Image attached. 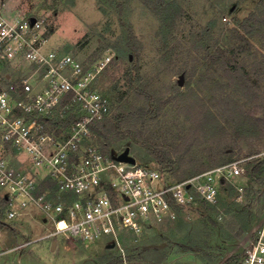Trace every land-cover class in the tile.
<instances>
[{"label": "rangeland", "instance_id": "obj_1", "mask_svg": "<svg viewBox=\"0 0 264 264\" xmlns=\"http://www.w3.org/2000/svg\"><path fill=\"white\" fill-rule=\"evenodd\" d=\"M8 2L9 10L43 18L46 48L70 53L87 65L111 55L95 85L110 97L114 113L130 106L133 111L132 117L118 118L128 138L116 150L129 148L137 162L161 167L166 176L169 168L164 170L155 151L168 152L174 181L201 165L207 170L239 162L243 171L220 186L215 210L198 203L179 211L176 219L146 224L140 236L120 239L122 249L109 247V236L86 243L64 235L37 240L52 226L34 209L0 228V264H107L120 254L135 264H153L154 254L142 259L139 252L162 241L168 255L158 264L241 263L264 217V172L256 179L246 169L252 159L264 158V135L258 137L257 126L231 112L250 108L251 99L226 74L219 51L231 55L237 49V60L254 80L259 78L264 94V24L253 34L244 33L241 25L250 13L261 15L260 0H176L183 11L170 27L156 9L158 0ZM239 34L251 42L245 52L239 50L244 45ZM260 67L258 74L255 68ZM141 89L153 95L151 115L140 108L147 103L138 96ZM255 111L264 118V104ZM219 122L227 126L224 136L215 133ZM29 240L24 248L13 249Z\"/></svg>", "mask_w": 264, "mask_h": 264}, {"label": "built area", "instance_id": "obj_2", "mask_svg": "<svg viewBox=\"0 0 264 264\" xmlns=\"http://www.w3.org/2000/svg\"><path fill=\"white\" fill-rule=\"evenodd\" d=\"M47 42L43 18L9 10L8 0H0V199L7 201L6 221L35 209L52 226L37 240L64 235L86 243L109 236L108 243L122 249V234L138 237L146 224L176 219L179 208L215 205L222 182L242 173L239 162H228L174 181L158 167L105 152L95 127L111 114L112 101L95 82L111 55L87 65L46 48ZM240 264H264V217Z\"/></svg>", "mask_w": 264, "mask_h": 264}, {"label": "trees", "instance_id": "obj_3", "mask_svg": "<svg viewBox=\"0 0 264 264\" xmlns=\"http://www.w3.org/2000/svg\"><path fill=\"white\" fill-rule=\"evenodd\" d=\"M260 3L262 6L261 7L262 10L260 11L261 15H259L257 12H252L250 13V15H248V17L241 24L242 30L246 34H253L254 31L262 27L264 24V0H260ZM156 9L161 15L164 24L168 25V27L175 26L177 18L180 16L181 12L183 11L182 6L178 4L176 0H158V2L156 3ZM235 31L238 32V29H235ZM240 37L244 40V45L239 50H241L242 52H245L251 46V42L244 35H240ZM130 39H131V34H130ZM237 51L238 50L236 49L235 52L232 51V54L229 55L227 49L221 48L219 52H220V55L223 57L222 60H223L224 66H228L226 70V74L230 75L232 80L237 81V84H238L237 89L242 90L247 97H250L251 103H250V108H247L246 110L232 109L231 112L232 113L236 112V114H238V117H240L239 118L240 121L250 120L252 125L257 126L258 129L260 130L258 137H260L261 132H262V135H264V118L259 117V116L256 117L255 109H260L261 105L264 104V94L260 88L259 78L256 77L257 80H254L255 76H252L250 74V71L247 69V66L243 62H240L237 60L236 58ZM262 69H263L262 67H260V70L255 68L258 74L262 73ZM137 93L139 97L145 96L144 98H146L147 100L146 105L140 107L141 110L143 108V115L145 114L151 115L153 113V110L149 106L151 105V103H153L152 101L153 95L150 92H146V90L143 91L142 89L138 90ZM112 108H113V102H112ZM226 108L228 111H230L229 106H227ZM123 115L132 117L133 111L131 110V106L130 108L129 107L123 108L121 114H119L118 112L114 113V108H113L111 116L110 117L108 116L104 121L98 123L95 127V131L98 134V138L102 144L103 150L107 153H111V154L121 153L122 150H116L117 149L116 147H119L121 142L128 138L127 133L122 132L121 128L119 127V122L121 121V119L118 120V118H122ZM214 119L216 120L215 115H214ZM227 131H228L227 126L223 124L222 122H219L215 133H217L216 135L220 134L221 136H224L225 134H227ZM160 150L161 149L156 150L155 153L159 156L160 163L163 164L164 170L166 168H169L168 170H172L170 167L171 164L173 163L172 157L170 156L168 152L160 153L161 152ZM158 168H160L163 171L161 167H158ZM246 169H247L248 174L251 177H255L256 179L261 178L264 172V158L263 159L261 158L252 159L251 161L248 162ZM168 170H166L165 172L168 173L169 176H171ZM204 170H206V166L201 165L200 167H194L193 170L187 174L190 176H193ZM180 180H183V179H180ZM227 183H229L227 180L223 181L221 184V187H224ZM201 205H204L207 211L208 210L211 211L212 208L214 209V207L210 204L201 203ZM6 206H7V201L5 199H0V228L3 225H8V223H6V220H5ZM178 210L180 212L182 211V209L180 208ZM167 220H170V219H167ZM128 236H133V234L131 233L122 234L121 238L122 237L125 238ZM162 242L157 243V244H149L146 247H144L139 252V254H141L142 259L144 258L145 255L152 253L155 256L152 263L158 264L164 258H166V256L168 255V250L165 245H162L163 244ZM128 258H129L130 264H135L133 263V261L131 262L132 260L131 257H128ZM107 264H124V259L122 258V254L117 255V257L114 259H110Z\"/></svg>", "mask_w": 264, "mask_h": 264}, {"label": "water", "instance_id": "obj_4", "mask_svg": "<svg viewBox=\"0 0 264 264\" xmlns=\"http://www.w3.org/2000/svg\"><path fill=\"white\" fill-rule=\"evenodd\" d=\"M33 21H35L34 18H32ZM115 158L119 161H124V162H130V163H135L137 161L136 157H134L133 155L130 154V150L129 148H127L126 150H124L123 152H121L118 155H115ZM57 244V241H53L52 244V248H54ZM109 247H114L115 243L109 244Z\"/></svg>", "mask_w": 264, "mask_h": 264}]
</instances>
